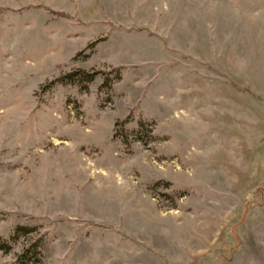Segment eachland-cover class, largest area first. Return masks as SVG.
Returning <instances> with one entry per match:
<instances>
[{"label":"rangeland","instance_id":"374dc122","mask_svg":"<svg viewBox=\"0 0 264 264\" xmlns=\"http://www.w3.org/2000/svg\"><path fill=\"white\" fill-rule=\"evenodd\" d=\"M0 245L264 264V0H0Z\"/></svg>","mask_w":264,"mask_h":264},{"label":"trees","instance_id":"16d2710c","mask_svg":"<svg viewBox=\"0 0 264 264\" xmlns=\"http://www.w3.org/2000/svg\"><path fill=\"white\" fill-rule=\"evenodd\" d=\"M101 74L102 73L100 71H92L88 73L82 70H76L67 75H64L60 79H57L55 82L61 84H78V85L82 84L83 87L81 89L86 91L87 90L86 85L92 83L94 79ZM106 84H107V78H105V84H103V86H106ZM30 232L31 230L29 229H25L21 227L17 228L11 239L16 240L19 235L25 236ZM0 250L4 252H8L9 246L0 245ZM37 254L38 253L36 252L35 246H33L31 247L30 250H26L20 256H18L14 264H37L39 262L38 259H36Z\"/></svg>","mask_w":264,"mask_h":264},{"label":"bare ground","instance_id":"6f19581e","mask_svg":"<svg viewBox=\"0 0 264 264\" xmlns=\"http://www.w3.org/2000/svg\"><path fill=\"white\" fill-rule=\"evenodd\" d=\"M54 145H59V143L58 142H55ZM74 160H76V163L78 165L77 172H79L82 176L85 175L87 173V169H84V163L85 162L82 161V159L80 157H77V156H75V159ZM89 166H90V164H89ZM176 170H179V169L177 168ZM98 174H100V175H98ZM106 174L105 173H102V172L101 173L96 172L94 177L97 178L98 176H102L101 179L106 180V181H110L109 177L106 176ZM118 185L121 186V184H119V183H118Z\"/></svg>","mask_w":264,"mask_h":264}]
</instances>
